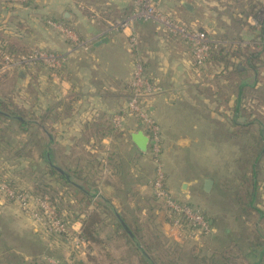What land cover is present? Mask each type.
Segmentation results:
<instances>
[{"label": "rangeland", "instance_id": "374dc122", "mask_svg": "<svg viewBox=\"0 0 264 264\" xmlns=\"http://www.w3.org/2000/svg\"><path fill=\"white\" fill-rule=\"evenodd\" d=\"M2 1L12 4L15 10L14 12L12 10L11 12L0 11V184L8 185L16 192L25 193L29 197L31 209L30 211L23 210L19 202L9 200L6 192L0 189V198L4 201L9 200L18 206L21 219L23 217L28 221V226L23 225L24 229L16 227L8 233L3 230L4 233L0 234L2 237L0 245L3 243L1 247H4L0 250V263L5 260L7 264H52V262L58 264H147L148 262L146 263L143 259V251L155 264H252V262L255 264L258 252H253L256 257L251 258L246 257V250L247 248L261 249L262 246L258 245L264 243L262 241L264 215L262 218L258 211L260 204L256 203L248 209H244L242 204L246 191L250 193L253 180L258 183L264 180L263 174L257 178H254L253 174L255 166L258 168L264 165V158L255 161L257 152L261 151L264 141V138H261L262 133L259 132L264 128V116L259 115V112L264 113L263 94H254L249 106L247 101L251 94H247L244 89L243 105L248 107L249 113L258 118L259 122L247 129L245 125H242V122H245L243 119H246L247 115L241 109L238 118V122H240L237 129L238 134L235 135V139H229L227 142L229 145L232 142L233 146L232 149L230 147V151H233L232 158L234 156L233 163L232 158L230 159L232 166L230 165L229 168H232L231 171L223 168L222 176L214 172L201 174L199 165L191 163L193 162L190 160L189 154L191 148L192 152L195 149L201 151L198 156L200 159L206 157L207 160H210L209 155L214 152V149L211 148L203 153L199 143H205L201 141L197 143L192 140L189 143L184 140L182 144L190 145L188 149L184 150L177 148L182 152L177 157L182 160L181 165L177 166L176 161L171 160L170 168L173 175L179 169L181 171L182 180L177 182L179 186L183 181L188 182L191 204H185L201 212L208 221L211 233L203 236L199 234L189 236L190 232L180 231L169 218L167 207L155 198L151 183L156 172H154L150 184L142 192L141 198H139L141 195L136 194L130 187L133 176L130 177L127 173L121 175L120 182L124 189H121L117 199L122 200L124 204L120 206L122 208L121 217L117 218L112 207L107 205L106 200L110 199L109 196L104 195L101 190L104 183L109 181L112 159L108 160L107 157L103 162L100 155L89 153L86 149L87 140L84 138L76 142H66V145L64 142L63 144L52 143L50 145L53 153L51 160L44 157L43 153L48 142L40 135L39 125H45L54 134V124L62 121L64 117L56 115L54 111L48 114L39 108L42 102L50 106L53 105V95L55 94L52 90V93L48 92L45 96L43 94V97L40 96L41 65H45L53 71L49 72L54 76V79L55 77L57 79V76L60 79V72H57L59 69L35 59L39 57V54H55V52L41 46L45 40H40L38 28L31 27L34 23L36 26L40 20L38 0H0V2ZM135 1L129 14L111 23L113 27L111 31H123L118 24L134 12ZM193 1L197 2V0ZM225 1L229 2L232 7L226 4L228 7L224 5L221 12L216 13L220 16V21L217 22L220 26L215 30L216 37H212L207 29L201 30L194 20H183L181 17L184 15L183 12L173 14L175 9L171 4L172 0L166 1L164 6H159L156 0L158 10L165 17L180 23V26H185L184 28L192 32L206 33L208 39L216 42L215 46L229 52V55L225 57L229 60L228 62L225 63L224 60L212 62L205 71L195 66L192 47H188L189 43L183 38V34L169 33L163 27L164 25L154 18L134 19L131 27L126 29L138 40L134 49L130 47L133 50L134 62L138 58L145 60L143 46L147 42L142 40L141 34L139 35L136 30V27H140L141 24H149L148 26L154 28L156 34L165 36L168 40L162 41L166 43V50L173 55L187 60L188 55L192 54L193 69L196 75L192 83L197 85L189 86L186 83V88H184L187 94L182 97L185 104L180 112L197 123L213 115L214 109L212 108H214L215 100L223 101L225 115L231 114L232 109L230 108H233L234 104V101L231 103V100L236 99V92L243 82L246 86H252L254 83L264 86V77L258 75L264 72V22L261 25L259 21H254L257 27L254 30L247 27L251 18L258 20L255 16L264 19V0ZM34 2H38L37 5ZM250 2H254L253 6L256 5L253 12H249ZM28 7L31 8V15H25L26 13L23 11ZM23 14L28 18L22 19ZM198 16H204V14L199 13ZM196 21L198 20L196 19ZM47 24L48 30L52 25L61 35L71 41L70 53L84 52L93 43L91 38H83L61 23L56 24L48 19ZM147 29L151 31V28L147 27ZM76 40H79L80 43L87 41L88 44L78 47L75 43ZM129 40L128 37L126 40L128 45L130 44ZM148 44H151V41H148ZM153 46L154 44L151 45V47ZM234 53L242 54L238 57L237 54L233 55ZM237 66H242L246 70L245 74L229 76L228 71L237 69ZM48 79L53 82V78L49 77ZM158 87L163 92V88ZM244 88L246 87L244 86ZM69 101H65L64 110L67 109ZM191 105H193L192 108H190ZM12 113L18 117H12ZM64 114L66 113L64 112ZM127 117L126 115L125 123ZM193 118H197V120ZM189 122L185 120L186 125ZM123 128L124 126L117 129ZM71 143H73L72 149H70ZM112 146L115 148V145ZM98 148L99 150L103 149L100 146ZM185 153H188V158ZM123 160L129 168L132 161L130 156L125 155ZM112 162L118 165L116 158ZM57 168H60L63 173ZM207 178L214 181L209 193L204 191V180ZM167 179L166 175V183ZM221 186L222 192L219 189ZM79 187H86L89 190H80ZM43 191L49 192L50 195H41ZM262 192H264V187ZM44 196L50 198L51 203L56 208L58 207L57 213L60 217L63 216L62 218L66 221L65 234L51 230L50 225L41 219L42 215L39 213L38 218L35 217L37 200ZM221 197L222 199H220ZM229 199H232L234 203L230 204ZM227 201L228 203H226ZM220 202H222L221 205H219ZM129 203H135L136 206ZM261 207L264 209L263 205ZM220 208L224 213L228 212V215L226 213L223 215L228 218L225 220L226 222H222L224 225L222 229L225 231L233 229L230 236L222 238L216 237L214 234L217 213L221 216ZM38 212L41 211L38 210ZM80 216H83L79 220L82 230L79 228L76 231L73 225L75 219ZM260 218H262L261 221ZM21 219L16 220L15 225L24 224ZM119 220L127 227L129 233L119 227ZM218 223L221 224L220 217ZM90 233L94 237L93 239L88 236ZM85 237L88 238L85 239ZM253 253L251 252V254ZM261 264H264V260L261 261Z\"/></svg>", "mask_w": 264, "mask_h": 264}, {"label": "crops", "instance_id": "0c3cea01", "mask_svg": "<svg viewBox=\"0 0 264 264\" xmlns=\"http://www.w3.org/2000/svg\"><path fill=\"white\" fill-rule=\"evenodd\" d=\"M166 1L169 0H157L159 6H164ZM38 2L34 3L35 5L38 3L40 20L36 25L37 27L34 26L35 23L31 27L38 28V33L41 37L40 40H45L42 42L41 46L49 48L60 55L67 54L68 58L64 66L57 70V72H60V79L58 76L57 79L56 77L54 79V76L49 72L52 70H49L45 65H41V73L39 75L40 96H42V94L45 96L48 92L52 93V90H54L55 94L53 95V105L50 106L42 102L39 108L46 113L48 112V114L54 111L56 115L64 117L62 121L54 124V134H52L45 125H39L40 135L48 142L45 146L43 155L47 160L52 157L53 153L50 147L52 143L57 144L59 142L63 144L64 142L66 145V142H76L84 138L87 140L88 145L86 149L89 153L92 155H100V157L103 158V162L107 157L108 160L112 159L110 161L111 169L109 170V181L104 183L101 190L104 195L110 198L106 200L107 205L111 206L115 216L120 218V212L122 211L120 206L124 204L122 200L117 199L121 189H124L122 182H120L121 175L127 173L130 177L133 176V179H130V187L133 188L136 194L141 195L139 197L141 198L142 192H144V189L150 184L155 172V165L148 156L149 140L137 119L127 117L124 128L119 130L118 134L111 132L113 130L112 127H114L111 120L113 115L120 112L129 100L128 92L131 87L135 64L133 51L130 50L128 44H126L130 32L128 30L124 32L122 30L111 31L113 28L111 23L129 14L134 0H38ZM253 3L254 2H250V5L248 4L249 12H253L256 8V5H252ZM171 4L175 9L173 14L176 15L183 12L184 15L181 16L183 20H194V22L198 23L197 26L201 30L207 29L212 37H216L217 32L215 30L220 26L217 22L220 21V16L218 14L221 12V8L224 7V5L225 7H232V5L225 0L221 2L219 0H197V2L193 0H172ZM226 4H228V6H226ZM29 7L23 10L26 13L25 15L32 14L31 8ZM13 8L14 6L9 2H0V11L6 10L11 12L12 10V12H14L15 9ZM199 13L204 14V16H198ZM25 15H22V19L28 18L27 16L25 17ZM255 17L258 20H253L250 17L253 21L250 19L247 25L248 29L254 30L257 28L254 21H259L261 25L264 22V19L259 16ZM48 19H51L56 24L61 23L63 26L71 28L76 34H79L83 38H91V40H93L91 47L84 52L74 51L70 53L71 41L67 40L64 35H61L52 25L51 27L49 26L50 29L48 30ZM196 19L198 21H196ZM148 25L141 24L140 27L137 26L139 28L136 27V30L139 35L141 34L142 40L147 42L143 46L144 63L147 73L155 85L163 88V92L151 96L148 99V103L151 113L162 131L164 145L163 163L168 178V188L181 202L191 204V193L188 189V182L183 181L179 186L177 182L182 180L181 171L180 169L178 171L176 170L177 173L175 172V175H173L170 168L171 160L174 159L177 166L181 165L182 160L177 157L182 152L177 148L184 150L188 149L190 145L188 143L182 144L184 140L189 141V143L192 140L197 141V143L201 141L206 144L201 143V145L199 143V147H202L203 153L205 150L211 148L214 149V152L209 155L211 158L210 160H207L206 157L200 159L198 156L201 151L195 149V151L192 152L191 148L189 153L191 156L190 160L193 161L191 162L192 164L199 165V168H201L199 172L201 174L214 172L222 176L223 168L231 171L232 168L229 167L230 165L232 166L234 156L232 158L233 151H230V147L232 149L233 146L232 142L230 145L227 142H229V139H235V135L238 134L237 129L240 123L238 122L239 113L244 107V105L240 107L239 100L243 98L244 89L242 93L239 87L236 92V99L231 100V103L234 101L233 108H230L232 109L231 114L227 113V115H225L222 105L223 101L215 100L213 104L214 108H212L214 109V113L210 115L208 119L205 118L197 123L196 121H192L187 115L184 116V113L180 111L183 104H185L182 101V97L187 94L185 86L186 83L191 86L193 84L192 80L195 79L196 76L193 69L192 54H189L188 59L185 60L180 56L177 57L171 52H168V50H166V43L162 41L168 39L165 38V36L163 37L162 34H159L160 36L156 34L154 28ZM147 27L151 28V31H148ZM148 41H151V44H148ZM152 44H154L153 47H151ZM187 45L191 48L189 44ZM258 75L264 77V72ZM49 77L53 78V82L48 79ZM245 90L247 94H251L247 101V105L249 103V106L251 100L254 98V94L262 93L264 96V86L259 84L255 85L254 83ZM65 101H69L70 103L67 109L64 110ZM191 104L194 105V103ZM193 105H191L190 108H192ZM68 110L70 111L68 112ZM64 112L66 114H64ZM263 114V112H259V115L264 116ZM247 116L246 119H243L245 122H242V125H245L247 129L259 122V120H257L258 118L250 113ZM197 118L193 119L197 120ZM185 120L190 121L189 124L186 125ZM259 132L260 134L262 133L261 138H264V128ZM139 135L145 140L144 148L136 141V137ZM72 145L73 143L70 144V149L73 148ZM112 145H115V148ZM99 146L103 148L101 149L102 151L99 150ZM257 153L256 162L264 158V141L261 151ZM127 154L132 160L129 168L127 167L128 164L126 165V162L123 160L124 156ZM187 155L188 153H185V156L188 158ZM209 156L207 155V157ZM115 158L118 160V165L112 162ZM57 169L63 173L60 168ZM253 174L254 178H257L260 174L264 175V165L258 168L255 166ZM263 187L264 180L260 183L253 180L250 189V203L252 206L256 203L260 204V209L258 211L262 218L264 215V209L261 207V205L264 206ZM79 189H84L85 191L89 190L86 187H79ZM219 189L222 192V186L219 187ZM220 199H222V197ZM228 201H230V204L234 203L232 199ZM228 201L226 203H228ZM135 203L129 204L136 206ZM221 203L222 202H220L219 205H221ZM222 208L219 209L221 216L217 213L215 224L216 231L214 233L216 237L221 238L223 236H230L233 230L225 231L222 229L224 226L222 222H226L225 220L228 218L227 216H223L225 213L228 215V212L225 211L224 213ZM219 217L222 225L218 223ZM19 218L21 219V214H19L18 206L9 200L4 201L0 198V234L4 233L3 230L8 233L16 227L17 229L19 227L24 229L23 225L28 226V221L23 217L21 220L24 224L15 225V221H18ZM82 218L83 216H80L75 219L73 225L74 230L78 231L79 228L82 230V224L79 221ZM262 218H260V221ZM1 241L2 237H0V243ZM262 241H264V235H262ZM2 244L0 245V250L4 249V247H1L3 246ZM258 246H262L261 249L247 248L246 250V257L251 258H255L256 256L254 253L258 252L256 257L257 262L255 264H261V261L264 260V243L262 242ZM251 252L254 253L251 254ZM0 264H7V262L3 260ZM252 264L254 263L252 262Z\"/></svg>", "mask_w": 264, "mask_h": 264}, {"label": "built area", "instance_id": "2783aa9c", "mask_svg": "<svg viewBox=\"0 0 264 264\" xmlns=\"http://www.w3.org/2000/svg\"><path fill=\"white\" fill-rule=\"evenodd\" d=\"M134 12L122 22L118 24L119 28L125 31L131 27L134 19L152 17L159 23L164 25L166 31L169 33L181 35L190 44L193 50L195 66L199 69L206 70L207 62L210 54L214 48H217L214 44L216 42L208 39L206 33L199 31H190L182 26L178 22H174L163 13L158 10V4L156 0H136ZM131 47L134 49L138 40H136L133 34H129ZM76 46L84 47L87 46L88 42H81L76 40ZM131 50V49H130ZM133 51V50H132ZM42 61L46 65H50L54 68L60 69L64 66L67 61V54H39V57L35 60ZM132 96L124 106V108L115 114L112 118V123L116 128L124 126V120L126 115L137 119L149 140V158L155 164V177L151 183L155 198L167 207L169 218L180 231L189 233V236L208 235L211 233V228L206 218L193 208L192 206L182 203L177 200L172 192L168 189L166 183V174L164 170V164L162 161L163 157V142L161 128L155 118L153 117L148 99L151 96L160 94V88L154 84L149 77L145 63L143 60L138 58L134 64V72L131 80ZM0 189L6 192V196L11 201H17L21 204L23 210L30 211L29 197L23 192H16L11 189L8 185L0 184ZM51 205V206H50ZM57 208L51 203L50 198L44 196L37 200V209L35 217L38 218V213L41 219L45 221L49 228L59 234H65L67 230L66 221L60 217L57 213ZM40 210L41 212H38ZM32 211V210H31ZM52 264H58L52 262Z\"/></svg>", "mask_w": 264, "mask_h": 264}, {"label": "trees", "instance_id": "16d2710c", "mask_svg": "<svg viewBox=\"0 0 264 264\" xmlns=\"http://www.w3.org/2000/svg\"><path fill=\"white\" fill-rule=\"evenodd\" d=\"M238 55V57L239 56H241V54H239V53H234L233 55ZM226 55H229V52H227V50H224V49H222V48H214L213 50H212V52H211V54H210V57H209V59H208V62H207V66L209 65V64H212V62H221V61H225V63L226 62H228L229 60H227L225 57H226ZM257 56V55H256ZM258 56H259V54H258ZM207 66H206V68H207ZM245 72H246V70H244L243 69V67L242 66H237V69H235V70H229L228 71V74H229V76L230 75H236V76H238V75H243V74H245ZM244 86L246 87V88H248V86H246V84H245V82H243V84H241L240 85V89H241V91H242V93H243V89H246V88H244ZM240 91V92H241ZM241 93V94H242ZM244 93H245V91H244ZM131 96H132V88L130 87L129 88V92H128V98L130 99L131 98ZM243 100L242 99H240L239 100V102L241 103V105H243V102H242ZM243 111L246 113H244L245 115H248L249 114V109H248V107L245 105L243 108ZM12 117H14V118H16V117H18V116H16V115H14L13 113H12ZM248 116H246V118H247ZM112 120V119H111ZM22 125L24 124V123H21ZM113 126V125H112ZM112 131L111 132H113L114 134H118V131L120 130H118L117 128H115V127H112ZM51 158L52 157H50V159H49V161L51 160ZM67 181L68 182H71L70 180H68L67 179ZM9 183H11V182H9ZM12 184V183H11ZM41 195H50V193L49 192H47V191H43L42 192V194ZM53 197V196H52ZM52 200H54L53 198H52ZM251 202V191H250V193L248 192V191H246V194L244 195V197H243V204H242V206H243V208L244 209H248V208H251V206H252V204L250 203ZM58 208V207H57ZM59 210V209H58ZM60 212V211H59ZM63 217V216H62ZM119 227L121 228V229H124V231H126L127 229V227L124 225V224H122V221L121 220H119ZM127 233H129L128 232V230L126 231ZM130 235V234H129ZM84 236V235H83ZM91 239H93L94 237L93 236H91V233H90V235H88ZM131 236V235H130ZM133 236V235H132ZM88 238V237H87ZM86 237H85V239H87ZM142 255H143V259L146 261V263L148 262L149 264H155L152 260H151V258L147 255V253L146 252H143L142 251ZM147 263V264H148Z\"/></svg>", "mask_w": 264, "mask_h": 264}, {"label": "water", "instance_id": "95a60500", "mask_svg": "<svg viewBox=\"0 0 264 264\" xmlns=\"http://www.w3.org/2000/svg\"><path fill=\"white\" fill-rule=\"evenodd\" d=\"M136 138H137L136 141L138 142V144H139L142 148H144V145H145V140H144V138H143L141 135H139V136L136 137ZM213 183H214V181H213V179H211V178H207L206 180H204V191L209 193V192L212 190Z\"/></svg>", "mask_w": 264, "mask_h": 264}]
</instances>
